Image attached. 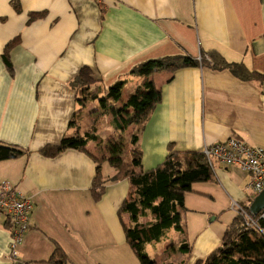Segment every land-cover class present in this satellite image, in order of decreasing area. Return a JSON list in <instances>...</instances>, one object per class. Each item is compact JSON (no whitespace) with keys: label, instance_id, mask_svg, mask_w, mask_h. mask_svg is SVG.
Listing matches in <instances>:
<instances>
[{"label":"crops","instance_id":"crops-1","mask_svg":"<svg viewBox=\"0 0 264 264\" xmlns=\"http://www.w3.org/2000/svg\"><path fill=\"white\" fill-rule=\"evenodd\" d=\"M211 51L264 74V0H0V148L21 152L0 160V185L11 182L34 204L20 248L26 264H44L57 247L68 264H140L118 216L129 181H114L117 171L105 161L104 192L98 200L92 193L101 129L93 130L102 143L90 141L87 152L41 153L90 133L89 121L80 123L90 106L79 110L73 86L80 70L89 68L104 89L126 81L124 105L129 95L144 93L143 78L134 73L143 63L181 55L200 59ZM149 80L162 101L141 130L131 125L140 130L144 172L164 163L170 145L204 152L235 138L264 148V81L207 66L156 73ZM125 112V118L133 113ZM112 123L105 125L106 138L121 131ZM104 163L113 168L109 174ZM211 167L213 181L193 184L185 196L184 231L168 229L160 243L146 245L156 258L162 248L156 264L206 259L238 216L234 205L250 207L257 197L249 188L251 176L238 166L214 160ZM10 244L0 218V264H12ZM181 244L192 247L189 255Z\"/></svg>","mask_w":264,"mask_h":264},{"label":"trees","instance_id":"trees-1","mask_svg":"<svg viewBox=\"0 0 264 264\" xmlns=\"http://www.w3.org/2000/svg\"><path fill=\"white\" fill-rule=\"evenodd\" d=\"M15 7L19 8L18 5ZM207 55H202L200 59L189 55L161 57L139 66L134 73L143 78L144 93L129 95L123 110H117L115 122L119 129L126 130L134 124L141 130L151 112L161 103V90L149 80L156 73H174L188 67L207 66L213 70L228 69L241 80L264 81V74L249 70L244 63H230L217 51H211ZM7 67L12 71L9 61ZM125 85L126 81H118L109 89L101 88L97 86L93 72L89 68H82L73 81L79 110H86L94 102H99L102 110H109L112 104L122 100ZM128 109L133 113L126 118L122 117ZM140 130L131 134L130 160L123 158L124 146L119 143L109 147L108 156L96 159L99 164L92 193L98 200L104 192L101 164L108 161L117 171L114 181L128 180L130 184V194L118 211L126 239L138 256L140 264H156L147 254L146 245L160 243L168 229L174 228L180 233L184 231L182 214L186 212V194L192 192L195 183L213 181L214 174L203 152H179L173 145L169 146V154L164 163L152 171L144 172L142 152L138 145ZM90 141L102 143L94 133H88L84 136L65 138L57 145H48L41 153L46 157H54L68 150L87 152ZM20 153L18 150L0 148V160L18 156ZM243 208L250 214V207ZM148 216L155 221L150 224L140 221ZM252 218L258 220V227L248 225L245 218L238 215L226 228L221 245L206 259L199 260L196 264H264V219L260 214ZM191 250L189 244L180 246V251L184 254L189 255ZM167 257L166 254L162 258ZM44 264H68V257L57 247L52 257Z\"/></svg>","mask_w":264,"mask_h":264},{"label":"built area","instance_id":"built-area-1","mask_svg":"<svg viewBox=\"0 0 264 264\" xmlns=\"http://www.w3.org/2000/svg\"><path fill=\"white\" fill-rule=\"evenodd\" d=\"M203 153L211 166L213 161L217 160L227 166H238L248 173L251 176L249 188L254 194L258 195L264 190V148L232 138L223 144L206 148ZM234 206L238 215L244 217L248 225L258 227V220H254L239 204ZM33 209L31 198L25 196L11 182L4 181L0 185V218L5 219L11 233L9 259L12 264H26L21 258L20 248L29 230V217ZM260 217L264 219V212Z\"/></svg>","mask_w":264,"mask_h":264},{"label":"rangeland","instance_id":"rangeland-1","mask_svg":"<svg viewBox=\"0 0 264 264\" xmlns=\"http://www.w3.org/2000/svg\"><path fill=\"white\" fill-rule=\"evenodd\" d=\"M106 89H109L110 86H105ZM125 93H128V89H125L124 91ZM123 102H119L117 104H112V108H110L109 110L105 111L102 110L100 108V103L99 102H94L90 105L89 109L90 110L88 113L84 114L81 119H80V123L82 124L83 121H89L90 123V133H94L95 131L93 130L94 128L98 129L100 128L102 132H99L98 135H100L102 137V139L104 140V144L103 146H101L100 151H98V149L96 151H98V156L100 157H104L108 155V152L110 151L109 147L112 144H122L124 146L123 149V158L125 160H128L129 158L126 156H129V142H131V134L134 133L135 131H137L135 128V126H131L128 129V132H126L125 130H121L120 132H112L111 136L112 137H107L110 133H106L105 132V125H109L111 122L112 123V129H117L116 127V122L114 121L115 116L117 115V111L116 110H123ZM94 112V113H93ZM96 116L94 118L91 119V116L95 115ZM127 115V113L125 114ZM88 131V130H87ZM103 171H105L107 174H109L110 170L109 169H113L110 165H108V163H104L103 165ZM128 195L130 194V188H128ZM128 197V196H127ZM213 218V217H212ZM178 241H179V235H178ZM182 245V244H181ZM148 246V245H147ZM150 248L154 249L153 247L149 246V248L146 249L147 254L149 255L150 258H152L153 260H156L157 258L159 259L161 257V247L160 250L159 248L157 249V258L150 253Z\"/></svg>","mask_w":264,"mask_h":264},{"label":"water","instance_id":"water-1","mask_svg":"<svg viewBox=\"0 0 264 264\" xmlns=\"http://www.w3.org/2000/svg\"><path fill=\"white\" fill-rule=\"evenodd\" d=\"M249 212L252 216H256L264 212V190L254 199L250 205Z\"/></svg>","mask_w":264,"mask_h":264}]
</instances>
